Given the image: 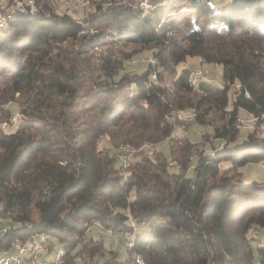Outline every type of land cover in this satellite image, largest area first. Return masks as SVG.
<instances>
[{
    "label": "trees",
    "instance_id": "16d2710c",
    "mask_svg": "<svg viewBox=\"0 0 264 264\" xmlns=\"http://www.w3.org/2000/svg\"><path fill=\"white\" fill-rule=\"evenodd\" d=\"M17 1L26 0L4 8ZM88 1L83 22L51 0L1 14L0 124L13 116L9 104L18 115L0 127V231L12 227L0 250L43 233L49 248L64 249L63 264H264V182L244 184L239 171L264 161V0L219 10L187 0L206 22L184 33L154 12L166 1L148 0L147 10L135 0ZM120 43L150 58L134 63L113 49ZM187 57L199 69L219 65L221 86L189 84L188 69L177 70ZM179 112L194 113L222 144L197 152L174 142L178 122L168 118ZM164 140L168 159L140 148L124 164L114 151ZM93 224L113 239L131 234V246L118 243L125 258L85 238Z\"/></svg>",
    "mask_w": 264,
    "mask_h": 264
},
{
    "label": "rangeland",
    "instance_id": "374dc122",
    "mask_svg": "<svg viewBox=\"0 0 264 264\" xmlns=\"http://www.w3.org/2000/svg\"><path fill=\"white\" fill-rule=\"evenodd\" d=\"M73 1L74 2L76 1L77 3L76 2L73 3ZM160 1H166V2H164L163 5L156 7L154 12H158L161 15H163L162 19L164 20V22L166 24L172 23V26L176 27V29H178L180 33H184L188 29L201 28V26L206 22V17H203V16L198 17L196 16V12L191 11L187 0H151L152 3H156ZM51 2H53L52 4L55 6V8L58 11L65 12L71 17H73L74 19L81 20L82 22H83L82 12L84 11V9L85 11L90 10V8L88 7L89 6L88 0H51ZM211 2L214 4L216 10H219L221 7H223V5L227 4V0H211ZM5 3H6V0H0V7L2 6L4 8ZM148 4L150 5L149 2ZM81 7H82V10L78 9ZM208 20H210V17L207 19V21ZM186 23H188L187 27L185 26ZM120 48H122L124 51L134 56L132 58L133 60L132 62L134 63L138 61H142L143 59L150 58L148 57L150 56L149 51L147 50L139 51L136 45L120 43L113 47L114 50H118ZM101 50H105V49L102 48ZM99 51L100 50H98L97 52L99 53ZM125 66L127 67V70H134L135 68L137 69L142 68V66L139 67L138 65L126 64ZM200 66H201V62L198 57H187L184 62H181L178 64L177 70L181 71L183 69H199ZM201 69L207 71L205 80H209L210 83H212L215 86H221L222 76H221V67L219 65L203 64V68ZM8 107L11 108L12 115H18L17 113L18 107L15 103L9 104ZM179 113L184 116L191 115V114L195 115L194 113H189V112H179ZM211 117H213V115L209 116V118ZM168 119L170 121L174 120L178 122L175 130L172 132L171 137H170L174 142H177L178 144H183L188 140L195 144V148L197 152L198 151L210 152L212 151V149L216 147V145L222 144L221 142L214 139L212 135L211 127L209 126L198 125L196 124V122H193V121H189V122L179 121L176 117H173V118L169 117ZM244 120H245V125L241 127L245 129L252 128L253 121L251 119H244ZM245 129H241V137L245 136V132H246ZM259 133L264 135V125L259 128ZM104 145H106V143H104V140H102L100 143V146L103 147ZM124 148L126 149L127 147H124ZM124 148H121V149L123 150ZM140 148L141 150H145V153L150 151V153H147L150 156H151V153L152 155H154L157 153V151H161L167 159L169 158V147H168L166 140H164L162 143H158L154 145L151 143L145 142L139 147H136L133 145L131 146V148H127V149L129 151H131L132 149L135 152L139 150ZM122 150H120V147H118V149L117 147L114 149L116 153H120L121 151L120 157L125 158L123 159L124 160L123 163L125 164L127 157L134 152H123ZM140 153L133 156L131 161H133L136 158H139ZM194 159L195 158L192 157V161L190 160L191 164L194 163L195 161ZM171 170H176V169L172 167ZM239 171L241 173V180L244 184H250L251 182H264V161H261L258 163H248L244 165L243 167H241ZM112 237L113 236L109 234L106 230L101 229L99 226L94 225V224L89 227L88 231L85 234L86 239L87 238L101 239L103 240V243L106 247L110 246V248H117L120 254V258H125L126 250L124 249L123 244L116 245L113 242ZM53 249L54 248L50 247L48 250L49 253L42 256V260L44 262H47L50 259V257H52L53 253H50V251ZM26 264H39V263H36L33 260H28ZM77 264H79V262Z\"/></svg>",
    "mask_w": 264,
    "mask_h": 264
},
{
    "label": "built area",
    "instance_id": "2783aa9c",
    "mask_svg": "<svg viewBox=\"0 0 264 264\" xmlns=\"http://www.w3.org/2000/svg\"><path fill=\"white\" fill-rule=\"evenodd\" d=\"M137 5L143 10L147 7L148 0H135ZM81 9L82 8H78ZM6 11H30V3H18L14 2V8H0V17L2 12ZM82 25V22H77ZM186 73H191L196 77V84L203 80V74H207L206 72H196V69H188ZM186 117V116H182ZM17 115H15V119L10 120L11 125H14L16 121ZM241 122H244L243 119L239 118ZM125 159V158H122ZM2 221V219H0ZM5 221V220H4ZM12 227L9 226V222H6L5 230L0 231V238L10 231ZM39 235H47V245L45 247H37V238ZM131 237V234L128 232H123L120 235H116L115 244H118L123 239H128ZM51 237L48 234L43 233H30L28 235L22 237H15L11 242L8 248L0 250V264H26L28 260H33L36 263L44 264L42 260V256L49 253V241ZM58 247V248H57ZM63 250L61 246H55L50 253H53V261H63L55 259V251Z\"/></svg>",
    "mask_w": 264,
    "mask_h": 264
},
{
    "label": "bare ground",
    "instance_id": "6f19581e",
    "mask_svg": "<svg viewBox=\"0 0 264 264\" xmlns=\"http://www.w3.org/2000/svg\"><path fill=\"white\" fill-rule=\"evenodd\" d=\"M18 3H30V10H32L35 6V2L34 0H26L25 2L23 1H17ZM76 2V1H75ZM73 1V3H75ZM69 3V1H68ZM72 3V2H71ZM77 3V2H76ZM73 6V5H72ZM147 7H148V4H147ZM10 8H14V5L11 6ZM82 8V7H81ZM77 9V8H76ZM19 13H25L26 11H18ZM16 12L15 11H11V14H15ZM9 16V15H8ZM8 16H4V17H0V27L3 25L4 23V20L5 18H7ZM142 61H145V59H143ZM149 62H153L152 59H149L148 60ZM196 72H206L204 71L203 69H196ZM153 78H155V75H152ZM188 77V82L189 84L191 85H194L196 83V77L194 75H192L191 73H188L187 75ZM205 77V74H203V79ZM178 114V113H177ZM173 116V115H172ZM173 118V117H172ZM12 119H15V115H13L11 117L10 120ZM177 119L179 121H186V122H189V121H192L193 117L192 116H186V117H182L181 115L177 116ZM242 119V118H241ZM8 125H11V123H1L0 124V127H6ZM127 149V148H126ZM125 148L122 150L123 152H134V150L131 149V151H129L128 149L126 150ZM122 158V157H121ZM6 227H2L1 230H5ZM114 242H115V238L113 239ZM127 240V244L128 246H131L132 245V240L130 239H126ZM46 236L45 235H39L38 238H37V247H45L46 246ZM63 257H64V252L63 250H56L55 251V259L56 260H63ZM53 261V254H52V257H50V259L47 261V262H44V264H62L63 261H56V262H52Z\"/></svg>",
    "mask_w": 264,
    "mask_h": 264
}]
</instances>
